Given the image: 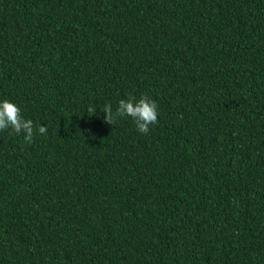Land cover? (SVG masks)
Returning <instances> with one entry per match:
<instances>
[{
	"label": "trees",
	"instance_id": "16d2710c",
	"mask_svg": "<svg viewBox=\"0 0 264 264\" xmlns=\"http://www.w3.org/2000/svg\"><path fill=\"white\" fill-rule=\"evenodd\" d=\"M4 99L0 264H264V0H0Z\"/></svg>",
	"mask_w": 264,
	"mask_h": 264
},
{
	"label": "clouds",
	"instance_id": "9594fccd",
	"mask_svg": "<svg viewBox=\"0 0 264 264\" xmlns=\"http://www.w3.org/2000/svg\"><path fill=\"white\" fill-rule=\"evenodd\" d=\"M157 107L156 101L145 95H141L139 100L129 96L126 100L120 99L118 101L115 113L111 104H105L102 112L105 114L106 122L110 125L116 122L117 117H131L137 130L142 134H147L150 130V125L158 123ZM89 112L93 114L95 110L90 108ZM9 128L16 134H20L23 131L25 133L24 140L29 144L32 142L33 122L21 116V110L16 104L4 99L0 101V131ZM38 131L44 134L47 132V128L40 126Z\"/></svg>",
	"mask_w": 264,
	"mask_h": 264
}]
</instances>
